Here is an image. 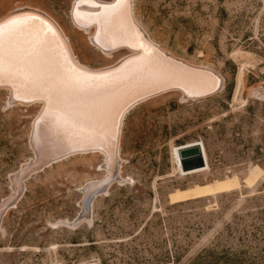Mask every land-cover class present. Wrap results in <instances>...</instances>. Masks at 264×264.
<instances>
[{
	"label": "rangeland",
	"instance_id": "obj_1",
	"mask_svg": "<svg viewBox=\"0 0 264 264\" xmlns=\"http://www.w3.org/2000/svg\"><path fill=\"white\" fill-rule=\"evenodd\" d=\"M73 1L0 0V18L38 8L81 64L117 62L127 51L93 46L71 21ZM133 12L161 48L215 71L221 84L128 107L119 174L84 213L81 189L103 179L102 153L49 159L23 176L0 214V264H264V0H133ZM39 110L40 101H12L0 86V202L12 194L10 176L34 158ZM195 143L205 164L183 170L178 149Z\"/></svg>",
	"mask_w": 264,
	"mask_h": 264
},
{
	"label": "bare ground",
	"instance_id": "obj_2",
	"mask_svg": "<svg viewBox=\"0 0 264 264\" xmlns=\"http://www.w3.org/2000/svg\"><path fill=\"white\" fill-rule=\"evenodd\" d=\"M69 14L77 28L89 32L90 43L102 53H114L121 46L127 53L112 65L91 68L79 62L68 37L46 12L22 6L0 18V25L4 26L0 85L7 88L12 101L40 100V110L29 133L34 158L30 165L21 167V173L10 176L13 197L2 201L6 203L0 206V214L6 213L18 197L21 179L28 172L49 159L96 151L103 155L100 167L104 174L99 180L109 176L105 181L90 180L81 189L83 199L78 204L84 213L91 197L119 174L116 166L120 159V135L128 107L120 113L116 126L115 121L125 103L152 89L160 90L155 91V95L164 93L175 84L184 87L180 92L185 98L221 84V77L215 71L188 63L154 42L136 20L133 0L122 3L118 0H91V3L74 0ZM12 22H17L15 26L21 31L10 36L8 28ZM194 70L209 72L215 82ZM120 170L118 167V172Z\"/></svg>",
	"mask_w": 264,
	"mask_h": 264
},
{
	"label": "water",
	"instance_id": "obj_3",
	"mask_svg": "<svg viewBox=\"0 0 264 264\" xmlns=\"http://www.w3.org/2000/svg\"><path fill=\"white\" fill-rule=\"evenodd\" d=\"M10 19H12V18H10ZM136 29H137V27H136ZM138 33H139V31H138ZM120 48L124 49V46H121ZM134 48L137 49V47H134ZM139 52H141L140 49H139ZM157 52L159 53V51H157ZM64 53L65 52L63 51V54ZM64 56H65V54H64ZM66 59H67V57H66ZM198 70H200V69H198ZM194 71L198 72L199 74H205L206 76L210 77V79L213 82H215V78L209 72H206V73H208V74H206L205 71H196V70H194ZM218 85L219 84H215V86L207 88L206 90L201 91V93L190 95V97H196V96H200V95L212 92L213 90H215L218 87ZM0 86H2V85H0ZM168 88L169 89H179V91H184L183 90L184 87L182 85H180V84H175V85H173L171 87H168ZM155 91L158 92L160 90L159 89H152L151 91H148V92H146L143 95H139L138 97H136L137 99L134 98V99L129 100L130 102L128 101L127 103H125L122 106V108L117 113V116H116V120L117 121H115V126H116V122H118L117 118L120 116V113L126 107L131 106L132 103H134L136 101H139L140 99L144 98L145 96L155 94L156 93ZM35 100H37V99L29 98V99L17 100V101L30 102V101H35ZM38 101H40V100H38ZM129 104H131V105H129ZM178 155H179V158H180V163H181L182 169H184V170H190V169H194V168H199V167H201V166H203L205 164L200 145L197 144V143L180 147L178 149ZM18 173H21V171H19ZM108 176H109V174H107L101 181H105L108 178ZM104 186H105V184L102 185L101 187H104ZM12 197L13 196H11V197L9 196L6 201H9ZM6 201L2 202V204L0 206L4 205L6 203Z\"/></svg>",
	"mask_w": 264,
	"mask_h": 264
},
{
	"label": "snow or ice",
	"instance_id": "obj_4",
	"mask_svg": "<svg viewBox=\"0 0 264 264\" xmlns=\"http://www.w3.org/2000/svg\"><path fill=\"white\" fill-rule=\"evenodd\" d=\"M83 2L91 3V0H83ZM122 2L123 0H118V3H122ZM112 7L114 8L116 7V5H113ZM16 23L17 22H12V26L8 28V33L10 36L15 35L18 31H21V29L15 26ZM3 35H4V26L0 25V78H2L3 76V65H4Z\"/></svg>",
	"mask_w": 264,
	"mask_h": 264
}]
</instances>
